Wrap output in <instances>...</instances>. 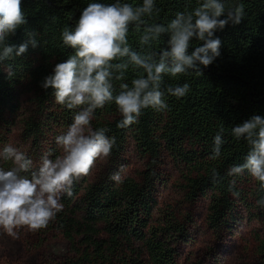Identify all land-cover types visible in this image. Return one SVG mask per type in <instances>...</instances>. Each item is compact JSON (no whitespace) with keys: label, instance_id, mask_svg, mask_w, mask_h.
Listing matches in <instances>:
<instances>
[{"label":"trees","instance_id":"1","mask_svg":"<svg viewBox=\"0 0 264 264\" xmlns=\"http://www.w3.org/2000/svg\"><path fill=\"white\" fill-rule=\"evenodd\" d=\"M92 2L114 0H22L27 24L6 43L18 47L27 42L29 33H35L39 44L35 48L29 44L22 56L13 54L0 62V149L9 144L18 127L23 151L37 165L45 152L59 153L55 138L66 132L80 108L57 104L54 91H45L40 84L56 63L74 55L73 49L63 45L61 33L66 27L74 29L82 10ZM121 2L138 6L142 0ZM198 2L156 0L153 14L143 17L145 24L129 25L131 50L141 55L153 53L158 59L168 47L169 34L162 33L143 45L140 38L145 28L154 24L166 27L177 12H187ZM223 2L226 8L243 3V21L217 31L222 40L221 56L203 69V75L163 76L166 110L142 109L138 122L123 129L117 127L122 116L114 101L95 111L92 127L107 128L106 135L115 137L116 144L108 158L98 159L90 174L74 183L71 197L61 196L63 210L49 225L66 240L68 254L53 264H178L180 247L192 241L196 222L187 213L159 210V189L167 182L163 171L166 160L181 172L185 203L209 199L206 223L216 237L232 232L239 223V203L264 226V209L257 205L264 192L259 191L258 182L247 172L235 177L234 190L239 195L233 196L228 191L233 177L226 175L231 167L244 163L249 151L246 141L232 135V128L253 115L264 117V0ZM192 43L194 47L199 42ZM116 63H128L129 67L123 70L122 80L115 78L121 70L112 69L114 95L121 90V83L131 84L143 73L128 57L117 58ZM184 83L190 85L184 97L166 92L168 86ZM22 93L30 96L28 108L22 105ZM220 128L225 143L221 156L213 160L214 137ZM128 146H133L142 160L137 178L123 173ZM0 167L9 170L13 165L0 160ZM214 168L223 177L217 183L211 180ZM114 173L121 175L122 183L110 179ZM248 185L250 189H243ZM259 242L258 264H264V239Z\"/></svg>","mask_w":264,"mask_h":264},{"label":"clouds","instance_id":"2","mask_svg":"<svg viewBox=\"0 0 264 264\" xmlns=\"http://www.w3.org/2000/svg\"><path fill=\"white\" fill-rule=\"evenodd\" d=\"M155 3L156 0H142L134 6L121 0L92 2L82 10L74 29H63V45L73 49L74 55L56 63L40 87L45 91L52 89L57 104L68 109L79 107L80 111L66 132L55 138L59 153L53 156L51 150L45 152L38 165L12 144L0 149V160L13 165L9 170L0 167V229L9 236L18 239L21 230L36 232L47 228L63 210L61 196L71 197L74 183L88 176L98 159L104 160L111 155L116 138L106 135L107 128L92 127L97 109L114 101L122 116L117 124L121 129L137 123L142 109L166 110L168 104L161 90L163 76L178 77L191 72L203 75V69L221 56L222 40L216 35L217 31L229 24L239 25L245 16L243 3L226 8L223 0H199L193 9L177 12L166 27L154 24L145 28L140 38L143 45L158 39L162 33L169 34L168 47L156 59L153 53L141 55L132 51L128 43L129 25L145 24L143 17L153 14ZM26 24L22 0H0V62L13 54L22 56L29 44L33 48L38 46L35 33H29L27 42L18 47L6 43ZM194 40L199 43L193 47ZM123 57H128L132 65L143 69V73L133 78L131 84L121 83V90L114 95L112 69L121 70L115 78L122 80L123 70H127L129 64H113V61ZM7 75H13L11 69ZM189 90L190 85L184 83L168 86L166 92L181 98ZM231 132L237 140L246 141L249 151L244 163L228 170L226 175L233 177L228 191L238 196L234 190L235 177L247 172L258 182L259 191L264 192V117L253 115L234 126ZM223 134L224 129L220 128L214 137L210 159L221 156L225 143ZM110 179L123 182L119 173L112 174ZM222 179L219 172L212 169V182ZM257 205L264 209V198L259 199Z\"/></svg>","mask_w":264,"mask_h":264},{"label":"rangeland","instance_id":"3","mask_svg":"<svg viewBox=\"0 0 264 264\" xmlns=\"http://www.w3.org/2000/svg\"><path fill=\"white\" fill-rule=\"evenodd\" d=\"M24 107H29V95L21 94ZM16 127L9 144L23 151L24 144ZM102 161L99 159V162ZM124 175L137 178L142 160L133 146L127 147ZM163 171L167 182L159 189L158 206L161 211L171 208L190 214L196 222L191 229L192 241L180 247L178 264H258V245L264 239V226L253 218L251 211L239 203V223L230 233L216 237L206 223L208 198L185 203L181 189V172L166 160ZM250 185L243 189H250ZM68 254V244L53 226L36 232L21 230L19 238H13L0 229V264H53Z\"/></svg>","mask_w":264,"mask_h":264}]
</instances>
